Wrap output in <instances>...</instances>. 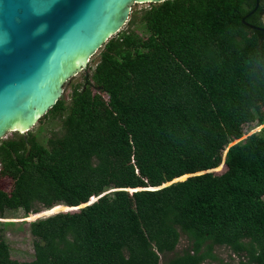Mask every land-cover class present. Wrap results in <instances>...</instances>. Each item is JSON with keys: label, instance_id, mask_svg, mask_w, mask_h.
<instances>
[{"label": "trees", "instance_id": "obj_1", "mask_svg": "<svg viewBox=\"0 0 264 264\" xmlns=\"http://www.w3.org/2000/svg\"><path fill=\"white\" fill-rule=\"evenodd\" d=\"M255 6L165 0L132 11L44 115L61 118V133L1 139L0 175L13 184L0 187V218L24 211L34 256L13 258L0 234V264H264V126L234 143L244 125H264V30L243 21L264 28V0L249 14Z\"/></svg>", "mask_w": 264, "mask_h": 264}, {"label": "water", "instance_id": "obj_2", "mask_svg": "<svg viewBox=\"0 0 264 264\" xmlns=\"http://www.w3.org/2000/svg\"><path fill=\"white\" fill-rule=\"evenodd\" d=\"M163 1L0 0V142L9 132L26 134L55 105L64 92L63 83L85 69L108 39L124 28L134 4ZM259 5L256 0L249 14ZM243 21L264 30L246 22V17ZM181 177L149 189H160ZM94 198L62 211H77ZM57 212H40L33 219Z\"/></svg>", "mask_w": 264, "mask_h": 264}, {"label": "rangeland", "instance_id": "obj_3", "mask_svg": "<svg viewBox=\"0 0 264 264\" xmlns=\"http://www.w3.org/2000/svg\"><path fill=\"white\" fill-rule=\"evenodd\" d=\"M147 6H148V3H136L132 6L131 13L134 10L140 11L141 9ZM131 13L129 16H131ZM126 27H127V24L124 26L123 29H125ZM137 29L140 33H143L142 27L140 24L137 26ZM98 58L99 56H98V51H97V53L93 55V57H91L85 69L79 71L75 77L63 83L64 92L61 97L66 98L67 100L70 99L69 96H70L72 89L75 87L76 84H79L84 80L85 73L87 72L90 73L92 71L91 68L95 66V61ZM261 126H256L255 124L244 125V131L246 132L245 135H249L250 133H252V131L260 128ZM30 130L34 131L35 134H37L38 140L40 142H46L49 136L55 133L62 132L61 118L57 115L54 116L52 114H49L47 116H42ZM14 133L15 132H9L5 136V138L13 137ZM225 169H226L225 167H222L216 172L221 173ZM12 184H13V181L11 178L0 175V187H2L6 191H9L12 188ZM59 207L63 208L62 206H59ZM55 209H59V208L54 207L47 212L45 210L41 212L45 211L46 213H48ZM6 216L8 217L0 218V221H9L8 224L6 225L0 223V234H3L5 238L8 240L10 247H11L12 257L18 260L33 259V256H34L33 239L34 238L29 231V224L24 221V220L30 221V219H28V216L23 217L24 216L23 210L7 211ZM187 245H188L187 240L185 239V237H183L180 244L176 248V252H180L183 248H186ZM216 253L225 261H231L233 263H236L239 260V257L235 256L231 252V250L225 246L216 247ZM173 254L174 253L171 252L168 254V256H172ZM202 264H220V263L218 261H205Z\"/></svg>", "mask_w": 264, "mask_h": 264}, {"label": "bare ground", "instance_id": "obj_4", "mask_svg": "<svg viewBox=\"0 0 264 264\" xmlns=\"http://www.w3.org/2000/svg\"><path fill=\"white\" fill-rule=\"evenodd\" d=\"M57 208H58V207H57ZM59 209H61V208H59ZM59 209L52 210L51 212H48V213L56 212V211L59 210ZM34 217H36V216H34Z\"/></svg>", "mask_w": 264, "mask_h": 264}]
</instances>
